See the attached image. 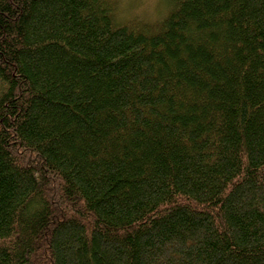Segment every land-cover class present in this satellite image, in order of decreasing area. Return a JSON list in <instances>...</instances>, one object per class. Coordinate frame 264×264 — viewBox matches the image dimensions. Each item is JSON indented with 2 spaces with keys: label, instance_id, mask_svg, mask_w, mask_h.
Instances as JSON below:
<instances>
[{
  "label": "trees",
  "instance_id": "trees-1",
  "mask_svg": "<svg viewBox=\"0 0 264 264\" xmlns=\"http://www.w3.org/2000/svg\"><path fill=\"white\" fill-rule=\"evenodd\" d=\"M0 0V264H264V0Z\"/></svg>",
  "mask_w": 264,
  "mask_h": 264
},
{
  "label": "rangeland",
  "instance_id": "rangeland-1",
  "mask_svg": "<svg viewBox=\"0 0 264 264\" xmlns=\"http://www.w3.org/2000/svg\"><path fill=\"white\" fill-rule=\"evenodd\" d=\"M116 17L124 23L132 20L154 23L168 13L167 0H115Z\"/></svg>",
  "mask_w": 264,
  "mask_h": 264
}]
</instances>
